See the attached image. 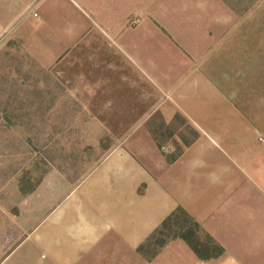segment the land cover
I'll return each mask as SVG.
<instances>
[{"label": "crops", "instance_id": "obj_1", "mask_svg": "<svg viewBox=\"0 0 264 264\" xmlns=\"http://www.w3.org/2000/svg\"><path fill=\"white\" fill-rule=\"evenodd\" d=\"M224 7L241 24L224 29ZM228 7L0 0V33L29 39L40 60L59 69L90 51L89 96L80 99L90 118L170 123L179 113L198 133L170 159L142 122L109 130L124 137L65 193L0 206V264H201L181 238L152 258L137 250L178 207L228 247L225 264H264V40L254 47L243 24L253 15Z\"/></svg>", "mask_w": 264, "mask_h": 264}, {"label": "rangeland", "instance_id": "obj_2", "mask_svg": "<svg viewBox=\"0 0 264 264\" xmlns=\"http://www.w3.org/2000/svg\"><path fill=\"white\" fill-rule=\"evenodd\" d=\"M224 1L237 14L253 15L250 22L243 23L244 29H254V47L261 46L264 0ZM223 11L224 29L230 30L238 21L228 20L225 14L229 11L225 7ZM133 17L128 24L134 25ZM5 35L0 33V206L15 209L26 200V193L39 190L65 193L124 137L109 130L142 122L169 157L198 137L179 113L170 123L155 117L90 118V102L80 100L89 96L85 83L90 76V51L70 54L58 69L30 51L29 39ZM183 217L175 218L180 221ZM199 233L201 241H206L208 233L201 227ZM213 241L221 247L220 254L212 255L215 249L208 245L212 257L202 260L194 253L201 264H225L228 247Z\"/></svg>", "mask_w": 264, "mask_h": 264}, {"label": "trees", "instance_id": "obj_3", "mask_svg": "<svg viewBox=\"0 0 264 264\" xmlns=\"http://www.w3.org/2000/svg\"><path fill=\"white\" fill-rule=\"evenodd\" d=\"M174 157H170V159ZM179 214L184 215L185 219L177 221L176 218ZM199 232V224L183 208L179 207L162 221L159 227L138 246L137 250L144 256L152 258L170 239L181 238L202 260L212 257V255H219L221 247L213 241L209 234L206 235L207 240L202 242ZM208 245L215 249V254H208L207 251L210 249Z\"/></svg>", "mask_w": 264, "mask_h": 264}, {"label": "built area", "instance_id": "obj_4", "mask_svg": "<svg viewBox=\"0 0 264 264\" xmlns=\"http://www.w3.org/2000/svg\"><path fill=\"white\" fill-rule=\"evenodd\" d=\"M139 18L138 17H133L132 19H131V23L132 24H136V23H138L139 22ZM260 140H263L261 137H260Z\"/></svg>", "mask_w": 264, "mask_h": 264}]
</instances>
